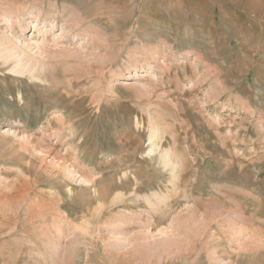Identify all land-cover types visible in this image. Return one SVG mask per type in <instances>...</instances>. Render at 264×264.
Returning <instances> with one entry per match:
<instances>
[{
  "label": "rangeland",
  "instance_id": "obj_1",
  "mask_svg": "<svg viewBox=\"0 0 264 264\" xmlns=\"http://www.w3.org/2000/svg\"><path fill=\"white\" fill-rule=\"evenodd\" d=\"M0 41V264H264V0H0Z\"/></svg>",
  "mask_w": 264,
  "mask_h": 264
},
{
  "label": "bare ground",
  "instance_id": "obj_2",
  "mask_svg": "<svg viewBox=\"0 0 264 264\" xmlns=\"http://www.w3.org/2000/svg\"><path fill=\"white\" fill-rule=\"evenodd\" d=\"M2 41H0V45H2L3 43H1ZM4 55H5V59L8 61L9 60V58H10V56L8 55V53L4 50ZM3 63H5V62H3ZM31 63V62H30ZM23 65H25V64H23ZM23 65H20L19 64V67H17L16 69H15V72H17V73H22L23 72V68L25 67V66H23ZM27 65V64H26ZM153 132L151 133V135H150V139H152L153 138ZM169 157V151H167V150H164V151H162L160 154H159V158H160V161H161V163L165 166V167H168V166H170V167H172V168H174V166H173V164L171 163V159L170 158H168ZM181 182V181H180ZM97 190H98V188H97ZM100 196V195H99ZM160 199H161V197H160ZM156 205V204H155ZM159 205V204H158ZM157 206V205H156ZM217 211V210H216ZM212 214V213H211ZM214 214V213H213ZM184 219V218H183ZM203 219V218H202ZM219 219V218H218ZM208 220V219H207ZM199 221V220H198ZM186 223V222H185ZM188 224V223H187ZM183 225V224H182ZM100 228V227H99ZM98 228V229H99ZM204 228V227H203ZM185 230V229H184ZM190 230H191V228H190ZM184 233V232H183ZM187 239V238H186Z\"/></svg>",
  "mask_w": 264,
  "mask_h": 264
}]
</instances>
